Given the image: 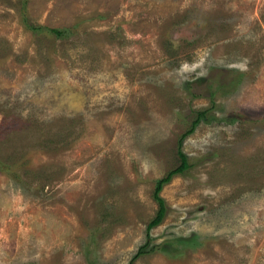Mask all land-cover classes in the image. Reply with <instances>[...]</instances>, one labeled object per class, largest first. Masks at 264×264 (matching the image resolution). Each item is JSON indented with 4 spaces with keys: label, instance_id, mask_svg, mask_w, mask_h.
<instances>
[{
    "label": "rangeland",
    "instance_id": "1",
    "mask_svg": "<svg viewBox=\"0 0 264 264\" xmlns=\"http://www.w3.org/2000/svg\"><path fill=\"white\" fill-rule=\"evenodd\" d=\"M0 264H264V0H0Z\"/></svg>",
    "mask_w": 264,
    "mask_h": 264
},
{
    "label": "trees",
    "instance_id": "2",
    "mask_svg": "<svg viewBox=\"0 0 264 264\" xmlns=\"http://www.w3.org/2000/svg\"><path fill=\"white\" fill-rule=\"evenodd\" d=\"M54 33H55V35L57 37L58 36L61 37V35H62V33L60 31H54ZM204 113L205 112H199L198 113V119L201 118ZM197 121L198 120H196L193 123V125H195L197 123ZM192 130H193V128H191L185 135H187L188 133H191ZM185 135H183V137ZM179 144H181V143L179 142ZM178 157L180 158V165L177 168H175L174 170H171L164 178L160 179L158 181L157 185H156L154 197L159 203V210H158V213H157L156 217L147 225V229H146V231H147V234H146L147 239H149L148 231L151 228L157 226L161 222V220H162V218H163V216L165 214V205L163 203V199L159 196V192H160L163 184L169 182L173 175L182 174L183 172H185L190 167V165L188 164L186 155L183 154L180 150H178ZM147 246H148V242H146L143 246H141L139 248L138 253H141V251L143 249H145Z\"/></svg>",
    "mask_w": 264,
    "mask_h": 264
}]
</instances>
